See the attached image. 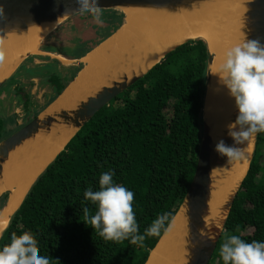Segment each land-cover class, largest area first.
<instances>
[{
	"label": "trees",
	"instance_id": "obj_1",
	"mask_svg": "<svg viewBox=\"0 0 264 264\" xmlns=\"http://www.w3.org/2000/svg\"><path fill=\"white\" fill-rule=\"evenodd\" d=\"M103 11L119 14L102 35L106 40L123 24L124 16ZM71 27L65 34H71ZM71 42L74 47L70 51L44 52L80 59L103 41L90 45L87 40L73 38ZM35 57H41L43 64L29 68V78L50 84L53 93L45 105L35 109L32 95L20 87L29 121L53 102L83 67L82 63L66 67L50 56L28 59ZM209 58L205 41L182 44L96 113L33 183L4 230L0 248L10 242L12 233L29 231L38 241L40 254L51 264H145L164 230L142 244L105 241L83 221V207L93 213L96 207L85 201L84 192L89 187L99 190L101 173L114 171V183L135 193L139 234H144L158 214L170 213L165 226L171 223L197 167ZM58 67L66 68L67 74ZM8 117L0 114V142L21 128L12 131L9 122L14 119ZM247 173L209 264H223L219 249L228 235L264 242V133H259ZM8 197L7 193L1 198L0 209Z\"/></svg>",
	"mask_w": 264,
	"mask_h": 264
},
{
	"label": "bare ground",
	"instance_id": "obj_2",
	"mask_svg": "<svg viewBox=\"0 0 264 264\" xmlns=\"http://www.w3.org/2000/svg\"><path fill=\"white\" fill-rule=\"evenodd\" d=\"M249 0H206L197 5L169 9H125L126 23L111 38L94 49L85 62L88 65L62 97L48 108L55 112L65 106H73L78 98L104 82L109 76L122 71L142 70L148 66L145 54L157 52L187 38L204 39L214 55L211 66L212 79L205 101V116L213 129L215 142L224 137V131L232 122L236 110L235 100L220 80V67L226 52L245 39L246 2ZM55 28L54 24L33 27L24 34H10L2 41L5 59L0 63V80L9 76L21 56L38 52L42 39ZM72 127H56L50 134H39L12 152L5 164L2 189L11 190L7 207L0 213V234L10 215L19 207L32 181L63 148L73 135ZM245 146L244 158L215 168L210 198L208 224H216L224 214V206L230 193L237 188L253 152ZM186 219L183 210L175 217L172 229L162 238L152 252L148 264H181L183 262V233Z\"/></svg>",
	"mask_w": 264,
	"mask_h": 264
},
{
	"label": "water",
	"instance_id": "obj_3",
	"mask_svg": "<svg viewBox=\"0 0 264 264\" xmlns=\"http://www.w3.org/2000/svg\"><path fill=\"white\" fill-rule=\"evenodd\" d=\"M206 0H99V5L102 10L117 11L124 16V22L120 28L115 32L117 33L126 23L125 9H169L176 10L182 7H190L193 4L197 5ZM247 10L245 12V39L259 40L261 44H264V0H249L245 4ZM80 13L79 4L77 0H0V42L7 39L10 34H24L27 33L33 27H41L45 24H54L55 28L47 34L41 41L38 52L27 53L21 56L18 64L14 68L13 72L0 80V88L10 79L19 66L30 56H50L53 59L59 60L64 66L71 67L74 65L83 64L82 69L77 74L75 79L68 84L65 90L51 102L43 111L39 113L37 117L24 125L18 131L7 137L0 142V187H2L3 173L5 164L8 162L10 155L17 148L23 146L27 141L34 139L39 134H50L53 128L66 126L75 129L73 135L66 141L63 148L53 157V159L45 166V168L39 173L27 193L30 191L33 183L44 173L46 168L56 159V157L65 149L71 139L82 129V127L102 108L109 105L110 102L115 99L122 92L131 87L140 78L145 76L151 71L153 67L159 64L170 52L178 48L180 45L188 43L192 40L202 38H187L183 41L172 44L160 52H153L152 50L145 54L148 66L142 70H136L135 67L131 71H122L115 76H109L99 86L88 90L84 98H78L73 103V106H65L59 108L55 112H48V108L54 104L64 93L68 90L72 84L76 81L81 72L88 66L85 62V58L94 49L107 41L109 38L101 42L93 50L87 53L80 59H69L62 55L44 52L41 50L42 42L50 34H52L61 23L67 20L69 17ZM206 42V41H205ZM210 58L207 69V83L206 92L204 97V104L202 108L203 114V132L201 138V145L198 155L196 171L193 174V179L190 188L180 205L177 213L173 217L171 223L175 217L183 210L184 218L186 219V226L183 233V262L181 264H209L217 244L225 231L227 219L231 212L232 206L235 202L237 194L241 188V185L247 176V171L250 169L251 162L255 153L258 136L256 135L253 140V152L249 162L246 174L230 195L224 206V214L220 217L216 224H208L207 219L210 215V198L213 189L214 176L212 172L215 168H227L223 167L227 165L228 161L226 157L220 156L215 151V142L212 135L213 129L207 122L205 116V101L208 89L211 85L212 71L211 66L214 61V55L211 52L208 43L206 42ZM238 110L236 109L231 116L230 120L234 122L237 117ZM231 122V123H232ZM224 137L222 138L226 144L231 145L232 139L228 136V129L224 131ZM9 194V197L5 205L0 209V213L7 207L11 195V190L2 189L0 193V200L5 194ZM26 193V195H27ZM24 196V198L26 197ZM23 198V200H24ZM22 200V202H23ZM20 203V205L22 204ZM19 205V207H20ZM18 207V208H19ZM18 208L10 215L6 226L3 228L0 238L4 230L9 225L12 217L18 210ZM163 236L160 238L156 246L150 251L149 257L145 264H148L151 258L152 252L157 248Z\"/></svg>",
	"mask_w": 264,
	"mask_h": 264
},
{
	"label": "clouds",
	"instance_id": "obj_4",
	"mask_svg": "<svg viewBox=\"0 0 264 264\" xmlns=\"http://www.w3.org/2000/svg\"><path fill=\"white\" fill-rule=\"evenodd\" d=\"M79 11L92 16L102 25L103 10L99 0H77ZM2 44V42H0ZM5 59L0 47V63ZM220 80L235 100L238 110L236 120L230 123L228 136L231 145L220 139L215 151L226 157L228 163L244 158L245 146L250 147L258 133H264V44L259 40L246 39L229 49L220 67ZM114 171L101 173L99 190H85L84 199L95 205L94 213L83 207V221L95 229L105 241L142 244L147 237L159 236L161 229L170 232V213L158 214L144 234H139L133 203L135 193L121 184L114 183ZM219 254L223 264H264V242H246L238 235L226 236ZM59 264V261H56ZM0 264H51L40 254L36 237L29 231L12 233L10 242L0 248Z\"/></svg>",
	"mask_w": 264,
	"mask_h": 264
},
{
	"label": "flooded vegetation",
	"instance_id": "obj_5",
	"mask_svg": "<svg viewBox=\"0 0 264 264\" xmlns=\"http://www.w3.org/2000/svg\"><path fill=\"white\" fill-rule=\"evenodd\" d=\"M117 16H119L118 13L110 14V13L103 11V15H102L103 24L100 25L94 21V19L92 18L90 14L81 13V12L77 13L69 17L63 23H61L59 27L57 28L59 29V31H57V29L54 31V32L57 31L56 34L53 32L54 34H52L50 37L45 38V40L42 42L41 50L49 51V49H55V50L70 51V49L74 47V43L71 42L73 38H82L84 40H87L90 45H93L100 40L104 41L103 40L104 38L102 35L107 32V29L110 27V24L112 23L113 18L114 17L116 18ZM70 25H72L71 30L69 31L71 34H65L66 28H68V26ZM74 35H76V37H73ZM36 59H39L40 63H37L35 61ZM30 61L34 62L33 63L34 65L31 67L29 66ZM41 64H43V59L41 57H35L31 60L29 59L25 60L19 66V68L15 71V73L10 77V79L7 80V82L0 88V114L3 117L11 116L12 119H14L9 122V124H11L9 125V127L13 129L12 131H14L15 128L19 126H21L22 128L24 125H26L31 120H33L31 119L29 121V111L27 113L24 110L23 100H22L23 95L20 94V90L23 88H20V87L23 86L25 93L29 94V91L26 90L27 86H26V83H24L25 82L24 80H27V81L34 80L38 82L40 80L39 78H32V77L29 78L28 71H29V68H33L36 65H41ZM59 68L65 69L64 72L62 71L63 75L67 74L66 68H63V67H59ZM48 92H49L48 94L44 95V102L42 103L41 106L45 105V103L51 97L53 93V87H51V90ZM31 100L34 102V107L36 106L35 109L38 108L41 101L36 102L37 103L36 104L33 97Z\"/></svg>",
	"mask_w": 264,
	"mask_h": 264
},
{
	"label": "rangeland",
	"instance_id": "obj_6",
	"mask_svg": "<svg viewBox=\"0 0 264 264\" xmlns=\"http://www.w3.org/2000/svg\"><path fill=\"white\" fill-rule=\"evenodd\" d=\"M35 61L37 63H40L39 59H36ZM33 63L34 62L30 61L29 62V66L30 67L33 66L34 65ZM59 69H61V68H59ZM59 71H63L64 72L65 69H61ZM24 81H25L24 83H26V86H27L26 90L29 91V93H31L32 97L34 98L35 103L38 102V101H41L40 105H39V106H41L42 103L44 102V95L48 94L49 93L48 91L51 90L50 84H42L40 80L38 82L34 81V80L33 81L32 80H29V81L24 80Z\"/></svg>",
	"mask_w": 264,
	"mask_h": 264
}]
</instances>
